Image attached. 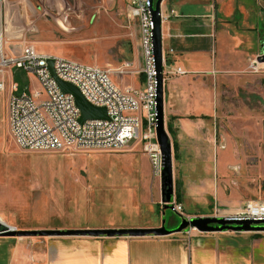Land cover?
I'll return each instance as SVG.
<instances>
[{
  "label": "crops",
  "instance_id": "0c3cea01",
  "mask_svg": "<svg viewBox=\"0 0 264 264\" xmlns=\"http://www.w3.org/2000/svg\"><path fill=\"white\" fill-rule=\"evenodd\" d=\"M161 8L175 10L162 24V45L170 64L164 81V118L181 171L174 176V195L178 189V201L195 216H211L216 206L232 212L264 201V72L249 69L251 58L264 50V0H163ZM41 15L26 0H0L7 53L18 54L25 44H32L39 52L75 59L34 44L47 31ZM34 16L39 27L35 35L29 34L32 40L25 22ZM97 22L104 26L102 20ZM23 36L29 37L25 44ZM178 67L186 72L177 73ZM2 77L8 90L0 91V99L6 101L11 94L40 88L36 77L23 68L10 66ZM12 82L18 84L15 91L9 87ZM229 113L242 120L260 118L261 124L251 126L244 120L229 132L222 125ZM0 220L14 228L1 214ZM178 223L171 218V225ZM161 225L110 222L81 228ZM189 231L147 236L0 235V264H264V230Z\"/></svg>",
  "mask_w": 264,
  "mask_h": 264
},
{
  "label": "rangeland",
  "instance_id": "374dc122",
  "mask_svg": "<svg viewBox=\"0 0 264 264\" xmlns=\"http://www.w3.org/2000/svg\"><path fill=\"white\" fill-rule=\"evenodd\" d=\"M26 2L42 11L47 26L46 34L34 44L110 70L121 88L143 85L139 26L128 17L127 0ZM32 19L25 22V30L33 36L39 26L37 16ZM100 20L103 27L102 22L95 23ZM23 24L22 18L21 29ZM27 39L23 36L21 41L25 44ZM125 62L132 63V71L119 73ZM7 105L8 100L0 99V214L16 229L165 221L166 228L172 230L181 224V213L161 206L162 179L154 174L144 142L134 140L118 151H25L10 134ZM244 120L251 126L261 124L260 118ZM244 120L229 113L222 118V125L232 132L231 128ZM179 166L174 158L175 178L181 173ZM172 217L179 220L177 225L170 224Z\"/></svg>",
  "mask_w": 264,
  "mask_h": 264
},
{
  "label": "built area",
  "instance_id": "2783aa9c",
  "mask_svg": "<svg viewBox=\"0 0 264 264\" xmlns=\"http://www.w3.org/2000/svg\"><path fill=\"white\" fill-rule=\"evenodd\" d=\"M151 0H129L128 17L137 20L142 48L141 88L127 86L121 88L111 78V71L97 64L83 63L77 59L39 52L32 44H25L18 54L7 53L4 47L3 32L0 31V75L8 67L16 66L33 74L40 88L31 94H11L8 98L7 121L12 139L25 151H61L77 150H113L126 148L130 142L138 140L145 148L156 176L161 177L163 156L156 136L159 120L158 94L159 70L154 52L155 21L151 9ZM175 10L165 12L161 8L162 24ZM173 49H170V52ZM264 51L255 54L249 63L252 73L264 72ZM53 62L54 74L64 81L77 86L85 99L97 107H105L109 118L87 119L81 121V109L72 94L60 88L50 67ZM169 61L163 50V82L165 67ZM132 71V63L125 62L118 69L125 74ZM176 72L186 71L181 67ZM8 86L6 78H0V91ZM17 90L15 82L9 85ZM173 209L184 217H198L185 214L184 205L174 195ZM214 217L229 220L264 219V201H254L232 212H226L219 206L214 209ZM14 229H16L14 227ZM191 230H197L191 227ZM189 231V232H190Z\"/></svg>",
  "mask_w": 264,
  "mask_h": 264
},
{
  "label": "water",
  "instance_id": "95a60500",
  "mask_svg": "<svg viewBox=\"0 0 264 264\" xmlns=\"http://www.w3.org/2000/svg\"><path fill=\"white\" fill-rule=\"evenodd\" d=\"M163 0H151L152 12L155 21L154 29V52L159 70V94L158 110L159 120L156 128L157 141L163 156L162 168V203L163 209L171 208V201L174 197V171H173V146L172 140L165 127L164 118V88H163V45H162V21L161 3ZM264 51V50H263ZM264 61V55L261 57ZM50 67L54 74L53 62ZM63 92L72 94L81 109L80 120L87 119H107L109 118L105 107H97L90 104L81 91L74 84L59 79L54 74ZM181 224L172 230H168L165 221L159 227H132V228H72V229H14L0 222V235L2 236H55V235H89V236H147L166 235L171 232H184L191 227H195L202 232L225 231V230H264V219L250 220H229L214 216H198L188 219L183 216Z\"/></svg>",
  "mask_w": 264,
  "mask_h": 264
},
{
  "label": "trees",
  "instance_id": "16d2710c",
  "mask_svg": "<svg viewBox=\"0 0 264 264\" xmlns=\"http://www.w3.org/2000/svg\"><path fill=\"white\" fill-rule=\"evenodd\" d=\"M174 147H175V144H174ZM179 198V193H178V189L176 190V199L178 200Z\"/></svg>",
  "mask_w": 264,
  "mask_h": 264
},
{
  "label": "bare ground",
  "instance_id": "6f19581e",
  "mask_svg": "<svg viewBox=\"0 0 264 264\" xmlns=\"http://www.w3.org/2000/svg\"><path fill=\"white\" fill-rule=\"evenodd\" d=\"M0 222L3 223V224H6V223L2 222L1 220H0ZM6 225H7V224H6ZM8 226L12 229V227H11L10 225H8Z\"/></svg>",
  "mask_w": 264,
  "mask_h": 264
}]
</instances>
